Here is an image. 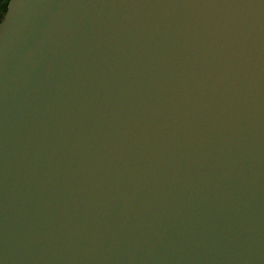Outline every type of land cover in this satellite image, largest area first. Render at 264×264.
I'll return each instance as SVG.
<instances>
[{
	"label": "water",
	"instance_id": "1",
	"mask_svg": "<svg viewBox=\"0 0 264 264\" xmlns=\"http://www.w3.org/2000/svg\"><path fill=\"white\" fill-rule=\"evenodd\" d=\"M0 264H264V0H11Z\"/></svg>",
	"mask_w": 264,
	"mask_h": 264
},
{
	"label": "trees",
	"instance_id": "2",
	"mask_svg": "<svg viewBox=\"0 0 264 264\" xmlns=\"http://www.w3.org/2000/svg\"><path fill=\"white\" fill-rule=\"evenodd\" d=\"M11 0H0V25L5 20V17L9 11V5Z\"/></svg>",
	"mask_w": 264,
	"mask_h": 264
}]
</instances>
